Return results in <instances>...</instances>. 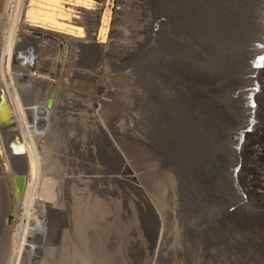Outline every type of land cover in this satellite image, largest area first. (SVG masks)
Returning <instances> with one entry per match:
<instances>
[{"label": "rangeland", "instance_id": "obj_1", "mask_svg": "<svg viewBox=\"0 0 264 264\" xmlns=\"http://www.w3.org/2000/svg\"><path fill=\"white\" fill-rule=\"evenodd\" d=\"M260 60L264 0H0V264L16 218L45 211L35 264H196L227 232L233 252L214 247V264H264V176L247 148ZM140 98L171 112L163 144Z\"/></svg>", "mask_w": 264, "mask_h": 264}, {"label": "bare ground", "instance_id": "obj_2", "mask_svg": "<svg viewBox=\"0 0 264 264\" xmlns=\"http://www.w3.org/2000/svg\"><path fill=\"white\" fill-rule=\"evenodd\" d=\"M101 4H104L105 0H99ZM99 1L96 0V2L99 3ZM21 2V1H20ZM83 46V45H82ZM88 46V45H86ZM90 46V45H89ZM260 63H261V60L260 62L258 63L257 67H256V70H255V73L253 75V84L256 83V79H263L264 80V62H263V66L260 68ZM6 65V68H7V65L8 63L5 64ZM11 68V67H10ZM85 68V67H84ZM8 72V71H7ZM258 73V74H257ZM261 73V75H260ZM8 74V73H7ZM6 74V76H7ZM9 75V74H8ZM5 76V75H4ZM4 76H2V79L4 78ZM10 78V77H9ZM5 79V78H4ZM7 79V78H6ZM144 81V80H143ZM261 84H264V81H260ZM149 83V82H147ZM10 86H11V83H10ZM150 86V85H149ZM3 87H4V92H5V98H6V103H7V106L8 108H10V113L12 115V118L14 120V124L16 126V129L18 131V136L20 138V141L22 142V144L24 145L25 147V140L29 139L28 138V125L26 124L25 120L24 119V116L22 115V111L20 109V106H19V102L15 99V103L14 105L16 107L13 106V101L11 100V96L9 95V93L7 92V88H5V82L3 83ZM146 87V86H145ZM147 88V87H146ZM145 88V89H146ZM149 88V87H148ZM264 88L263 86L261 87V89ZM147 90V89H146ZM158 90V89H157ZM150 91V90H149ZM148 91V92H149ZM147 92V91H146ZM153 92V91H152ZM164 92V91H163ZM155 93V92H154ZM162 93V91H161ZM151 94V93H150ZM166 94V93H165ZM147 95V94H146ZM154 95V94H152ZM151 95V96H152ZM169 96V95H168ZM155 97V96H154ZM16 98V96L14 97ZM148 98V96H147ZM141 99V98H140ZM169 99V98H167ZM170 100V99H169ZM172 101V100H171ZM174 101V100H173ZM255 101L257 102V100L255 99ZM140 103V102H139ZM168 103V102H167ZM6 105V104H5ZM140 107H137L136 110H134L135 112V115L139 112V118L141 120H139L141 123L144 124L145 127L148 128V126H157V130L159 131H156V134L159 136V140H160V143L163 144V138H164V135H163V132H166L167 133V130L166 128L164 127V125L161 124L162 122V119L165 118V117H168V115L171 113H169L168 111V107L166 106V104H161L160 103V100L158 98H156V100H153V101H148L146 98L145 99H141V103L139 104ZM255 108V105L253 104V100L251 99L250 101V105H249V114L250 116L248 117V125L247 126H252V119H253V115H254V111H253V115H251L250 112H252V110ZM133 109V108H132ZM131 109V110H132ZM27 114V113H26ZM173 115V114H171ZM185 116V115H184ZM192 116V115H191ZM26 117V116H25ZM163 117V118H161ZM161 118V119H160ZM176 118V117H175ZM83 119V118H82ZM168 119V118H167ZM87 120V119H86ZM84 121V120H83ZM173 122V121H172ZM2 123H4V120L2 121ZM6 123V122H5ZM137 124H140L137 122ZM135 124V125H137ZM172 124V123H171ZM85 124H81V126H83ZM72 126V125H71ZM74 126V125H73ZM80 127V126H78ZM86 127V125L84 126ZM82 127L81 128V131L82 129L84 128ZM90 127V126H89ZM9 128V127H8ZM4 129L2 131V138L5 137V134H9L10 132H12V130L9 128V129ZM70 128V127H69ZM75 129V127H72ZM72 128L70 129L72 131ZM87 128V127H86ZM67 129V128H66ZM88 129V128H87ZM91 129V128H90ZM65 130V129H64ZM86 129L84 128V131ZM16 131V132H17ZM67 131V130H66ZM70 131V132H71ZM63 132V131H62ZM65 132V131H64ZM80 132V131H79ZM87 132H90V131H87ZM14 133V132H13ZM66 133H69L68 131ZM73 133V132H72ZM76 132H74L75 134ZM78 133V132H77ZM81 133H84V132H81ZM80 133V134H81ZM87 134V133H86ZM90 134H92V132H90ZM33 135V134H32ZM72 135V134H71ZM89 135V134H88ZM86 135V136H88ZM17 136V135H16ZM76 136V135H75ZM78 136V135H77ZM85 136V135H84ZM167 136V135H166ZM65 137V136H64ZM69 137V136H68ZM82 137V136H80ZM94 137V135H93ZM172 137V136H171ZM25 138V139H24ZM27 138V139H26ZM72 138V137H71ZM70 138V139H71ZM84 137H82L81 140H83ZM92 138V137H91ZM90 138V139H91ZM65 138H63L64 140ZM68 139V138H67ZM65 139V141L67 140ZM68 139L67 141L70 142ZM74 139V138H73ZM79 139V137H78ZM88 139V138H87ZM85 138L84 141L87 140ZM93 139V138H92ZM95 139V138H94ZM97 139V138H96ZM72 140V139H71ZM89 140V139H88ZM87 142L90 143L89 140ZM29 141V140H28ZM84 141H80V142H84ZM97 141H95L96 143ZM171 142V141H170ZM64 143V142H63ZM86 143V142H85ZM84 143V144H85ZM32 144H34L33 140L30 142V149L32 147ZM80 144V143H79ZM165 144V143H164ZM170 144V143H168ZM21 145V144H19ZM74 145H76L74 143ZM83 145V144H82ZM87 145V144H85ZM90 145V144H88ZM87 145V148L90 147ZM93 145V144H92ZM171 145V144H170ZM67 146V144L65 145ZM72 146V145H70ZM78 146V145H76ZM80 146V145H79ZM78 146V147H79ZM95 146V144H94ZM93 146V147H94ZM75 147V146H74ZM85 147V146H84ZM82 146V148L87 151L85 148ZM92 147V146H91ZM102 147V146H101ZM66 148V147H65ZM80 148V147H79ZM95 148V147H94ZM249 148V147H247ZM89 149V148H88ZM37 150V149H36ZM96 150V149H95ZM98 150V149H97ZM100 150V149H99ZM31 153V157H36L37 155V152L33 151L32 149L29 150ZM79 152H82V151H79ZM89 152V151H88ZM91 152V151H90ZM98 152V151H97ZM100 152V151H99ZM21 153H23L22 149H21ZM87 153V152H86ZM83 154V153H82ZM81 154V155H82ZM97 154V153H96ZM80 155V156H81ZM93 155V154H92ZM89 156V155H88ZM99 156V155H98ZM103 155H101V158H102ZM83 157V156H81ZM85 157H86V154H85ZM90 157V156H89ZM100 157V156H99ZM24 158V157H23ZM85 159V158H84ZM88 159V157L86 158ZM85 159V160H86ZM90 159V158H89ZM88 159V160H89ZM92 160V158H91ZM95 161V160H94ZM249 162H252V160H249ZM93 166V165H92ZM9 166H7L8 168ZM253 170V169H252ZM38 171V170H37ZM35 171V175L34 176H38L39 174V171L37 172ZM39 177V176H38ZM38 177H35V178H38ZM261 184L263 185V183L261 182ZM13 185V184H12ZM14 188V187H13ZM85 190V189H84ZM87 190V189H86ZM85 193V192H84ZM90 193V192H89ZM88 194V193H87ZM153 196V195H152ZM34 202V200H33ZM35 203V202H34ZM8 205V204H7ZM98 208V207H97ZM96 210V209H95ZM30 211V209H29ZM29 211L28 212V215L32 218V216L29 214ZM84 211V210H83ZM33 212V211H32ZM47 211L45 212H41V220L36 221V222H33V218L28 219L27 222H22V221H19V218L17 217L16 218V224L14 226V229H13V234L12 236H10L11 240H10V245H9V249H8V254L6 256V263L5 264H35L37 263L38 261H40L41 259H43V253H41L42 251V247L44 245V235L42 234V219L48 214H46ZM34 214V213H33ZM86 214V213H85ZM152 217V216H151ZM45 220V219H44ZM15 221V220H14ZM100 221V220H99ZM44 225V224H43ZM13 227V226H12ZM46 227V226H45ZM112 234V233H111ZM150 234V233H149ZM205 235L208 236V234H204L203 235V238H205ZM229 233H224V236L222 237L223 240H221V244L222 245H215V240H209L208 242H205L206 244L204 245V243L202 245H200V250H197L194 251L195 255L194 254H191L190 256H188V258H192L193 256L197 257L196 253H198V259L196 261V264H214V262H216V260L212 259L211 256L214 255L212 254L213 251H214V247H216V250L217 252L216 253H227V252H233L232 249H233V244H234V241H235V236L233 237V235L231 234L230 236H228ZM108 237V236H107ZM202 238V239H203ZM89 239V238H88ZM233 239V240H232ZM105 240V239H104ZM194 242V241H193ZM110 243V242H109ZM210 245V246H209ZM45 246V245H44ZM231 246V247H230ZM207 247H210L209 249ZM192 250V248H191ZM54 251V250H53ZM209 252V253H208ZM105 253V252H104ZM229 253V254H230ZM209 254H211L209 256ZM233 254V253H232ZM222 256V255H221ZM47 257V256H46ZM54 257V256H53ZM118 257V256H117ZM228 258L230 259V255H223V258ZM51 259V258H50ZM199 259H202V262L198 261ZM235 259V258H234ZM238 259V258H237ZM44 260V259H43ZM119 260V259H118ZM219 260H222V259H219ZM117 261V260H116ZM123 261V260H122ZM42 262V260H41ZM199 262V263H198ZM224 262V261H223ZM230 263V260H227V263ZM235 263V262H233ZM44 264V262H43ZM116 264H121L120 261H118ZM232 264V263H231Z\"/></svg>", "mask_w": 264, "mask_h": 264}, {"label": "built area", "instance_id": "obj_3", "mask_svg": "<svg viewBox=\"0 0 264 264\" xmlns=\"http://www.w3.org/2000/svg\"><path fill=\"white\" fill-rule=\"evenodd\" d=\"M261 112L263 116L264 103L256 104L255 108L250 112L251 115H253V124L252 126H248V131H251L254 135L253 140L250 143L248 156L253 157V159L250 160L257 164V168H259L258 172L260 173L258 176H264V118L257 119V117H255L256 113L259 115ZM260 120L262 122H260Z\"/></svg>", "mask_w": 264, "mask_h": 264}, {"label": "water", "instance_id": "obj_4", "mask_svg": "<svg viewBox=\"0 0 264 264\" xmlns=\"http://www.w3.org/2000/svg\"><path fill=\"white\" fill-rule=\"evenodd\" d=\"M49 104V101L47 102V105ZM9 116V112L5 115V118L6 117H8ZM11 125H12V123H10ZM6 220H7V222H8V220H9V216H6Z\"/></svg>", "mask_w": 264, "mask_h": 264}]
</instances>
